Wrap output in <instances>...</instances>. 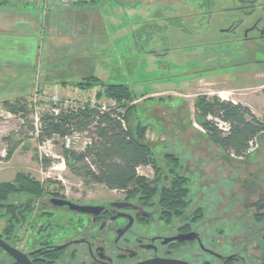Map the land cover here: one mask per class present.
<instances>
[{"label": "flooded vegetation", "instance_id": "1", "mask_svg": "<svg viewBox=\"0 0 264 264\" xmlns=\"http://www.w3.org/2000/svg\"><path fill=\"white\" fill-rule=\"evenodd\" d=\"M240 4L227 10L237 18L225 33L241 31L248 56L264 52V3ZM262 74L263 66L252 71L257 81ZM257 110L252 114L264 122ZM204 133L200 128L193 140L217 151L153 147L156 162L139 168L150 174H138L145 179L139 194H69L47 181L39 194L2 195L0 264H264V131L238 158Z\"/></svg>", "mask_w": 264, "mask_h": 264}, {"label": "rangeland", "instance_id": "2", "mask_svg": "<svg viewBox=\"0 0 264 264\" xmlns=\"http://www.w3.org/2000/svg\"><path fill=\"white\" fill-rule=\"evenodd\" d=\"M194 1L197 5V9L191 14L194 16L179 20L180 32L174 31L171 32L172 36L171 34L167 36L166 29L160 27L161 34L157 38L164 51L161 53L163 56L156 60V63L159 64L157 70L153 72L149 60L142 57L138 59L136 68L133 67L123 74L113 72L111 80L108 82V84H127L129 89L137 95L142 92H159L162 89L169 91L153 96L152 99L164 98L161 102L150 100L151 98H148V95L144 96L145 93H143V99L140 98L135 102L133 110L136 120H131V123L134 124L137 121L142 125H147L146 139L157 150L177 152L185 149L188 144L211 147L212 151L218 150L202 139L195 142V139L192 138L191 131H196V133L200 131V127L194 121L195 110L193 107L194 100L198 96H215L222 101L237 102L242 105L254 104L255 110L259 108L258 104L262 105V108L264 107V101L256 98L259 96L258 98L264 99V87L263 89L255 88L256 79L252 75L253 69L264 67V52L260 50L254 51V53L249 52L248 56L243 52L245 48L239 40L241 31H238L236 37L231 33H225L230 20L237 18L227 11L229 8L234 4L242 6L244 4L240 3L243 1L258 4L264 3V0H209L210 3L208 0ZM176 12L181 11L177 10ZM150 35L152 34L150 33ZM262 46L264 47V44ZM245 70L249 72L240 74ZM234 72H238V74L236 75ZM260 76V80H256V82L261 84L264 82V74ZM103 79L100 81L104 82ZM72 80H74V84L78 82L75 77ZM37 84L35 79L33 89H23V92L14 89L15 84L10 83V79L0 84V183L12 181L17 172H23L38 182H56L69 194L78 192L91 196L105 193L107 191L105 187L92 183L85 184L70 170L65 157L61 154L62 142L60 139L52 138L50 140L51 156L46 158L39 151L41 144L36 136L37 119L41 113L47 112L51 105L55 104L57 107H61L65 105V101H69L71 105L76 106L83 102L95 101L94 96L98 89L79 90L69 82L70 86L64 88L58 86L57 90H51L41 89ZM17 94L27 95L15 98L18 96ZM54 95L58 97L56 102L49 100ZM5 100L9 103L19 100L27 103V108L30 111L27 119L14 115L5 108L2 105ZM112 104L105 97L101 99V105L109 108ZM163 107L177 108L176 110L181 107L183 110L179 112L180 114L177 111L173 112L172 116L174 121L178 114L187 121V123H183L184 126L182 123L177 124L179 128L185 129L184 135L179 133V136L183 135V139L166 137L163 142H160V137L156 135L160 121L156 118L160 116ZM263 113L264 110L259 114ZM213 122L221 129L224 128L223 125H220V121L213 120ZM83 145L84 141L81 139L78 144L72 146V149L80 151ZM8 151H12L10 156H8ZM44 159L50 163L46 168L42 164ZM141 172L150 175L145 169L138 170V174Z\"/></svg>", "mask_w": 264, "mask_h": 264}, {"label": "crops", "instance_id": "3", "mask_svg": "<svg viewBox=\"0 0 264 264\" xmlns=\"http://www.w3.org/2000/svg\"><path fill=\"white\" fill-rule=\"evenodd\" d=\"M196 7L194 0H53L47 8L41 1H1L0 84L10 79L14 89L22 92L34 87L35 79L39 88L51 90L70 86L74 77L78 82L104 78L108 84L113 72L127 73L142 57L149 60L154 72L164 51L157 38L160 27L166 29L167 36L180 32L179 20L193 17ZM167 91L140 94L161 102L164 98L153 96ZM17 95L15 98L27 94ZM244 106L256 114L254 104ZM176 109L163 107L156 118L160 121L156 135L161 140L179 137L185 131L177 125L187 123L179 116L183 110ZM176 111L179 114L174 121Z\"/></svg>", "mask_w": 264, "mask_h": 264}, {"label": "trees", "instance_id": "4", "mask_svg": "<svg viewBox=\"0 0 264 264\" xmlns=\"http://www.w3.org/2000/svg\"><path fill=\"white\" fill-rule=\"evenodd\" d=\"M73 87L79 90L97 88L95 106L90 108L88 102L84 106L51 105L37 119L38 142L42 144L52 138L61 140L72 134L82 135L87 143L80 151L65 149L61 145V154L70 170L83 183L101 185L113 191L142 193L145 179L138 175L137 170L156 162L153 145L146 139L147 125L137 121L131 123V120H136L133 115L135 102L144 97L143 94L136 95L127 85L107 84L96 77L85 78ZM103 97L113 103L104 113L99 111ZM21 102L9 103L5 100L2 105L12 114L27 119L30 112L28 105ZM193 107L195 123L205 132L207 140L229 158L243 156L253 139L264 131V122L240 103L203 95L194 100ZM53 109L58 112L54 113ZM215 119L227 125L226 132L215 126ZM11 152L8 151V156ZM169 158L170 161L174 160L171 156ZM42 164L46 168L50 163L44 159ZM15 192L39 194L40 183L26 173L17 172L12 181L0 183V198Z\"/></svg>", "mask_w": 264, "mask_h": 264}, {"label": "built area", "instance_id": "5", "mask_svg": "<svg viewBox=\"0 0 264 264\" xmlns=\"http://www.w3.org/2000/svg\"><path fill=\"white\" fill-rule=\"evenodd\" d=\"M1 1H5V0H0ZM6 1H19V2H22V3H27V2H36V1H41L43 4H44V7L47 8L49 6V3H51L53 0H6ZM57 1H60V2H64L66 0H57ZM86 2H90L92 0H85ZM49 100L53 101V102H56L58 101V97H56V95L52 96ZM71 102L69 101H65V105L63 107H67V106H71L70 104ZM87 103L83 102L81 103L80 106H84L86 105ZM88 105L90 108H93L95 106V101L91 100V101H88ZM54 113H57L58 111L56 109H53L52 110ZM99 111L100 112H108L109 111V108L105 105H101L100 108H99ZM123 123V121H121ZM124 124V123H123ZM220 125H223L224 130H226V126L224 123L220 122ZM220 128V127H219ZM81 139L84 141V145L87 143V141L84 140L83 136L82 135H79V134H72V135H69V136H65L61 139V142H62V146L65 148V149H72V146L75 145V144H78ZM83 145V146H84ZM51 149H52V146H51V142L50 141H47L45 143H42L39 147V151L42 153L43 156H45L46 158L51 156ZM82 149V148H81ZM80 149V150H81Z\"/></svg>", "mask_w": 264, "mask_h": 264}]
</instances>
